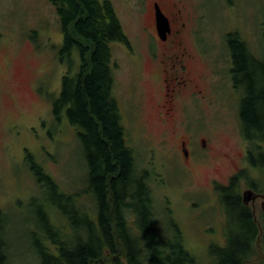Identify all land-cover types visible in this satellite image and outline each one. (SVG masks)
<instances>
[{"label":"rangeland","instance_id":"1","mask_svg":"<svg viewBox=\"0 0 264 264\" xmlns=\"http://www.w3.org/2000/svg\"><path fill=\"white\" fill-rule=\"evenodd\" d=\"M110 1L126 37L134 43L130 50L138 51L139 47L146 55L147 35L143 27L150 15L144 10L140 13V9L143 4L150 7L148 0ZM190 3L191 26L198 27L200 38L208 40L210 77L216 74L212 62L221 66L217 68L219 73L223 72L229 57L225 51V43L231 42L229 34L238 32L248 45H259L264 52V0ZM63 37L56 8L47 0H0V209L9 221L12 264H40L39 245L44 243L50 223L72 232L69 220L61 212L83 218L65 205L62 193L78 195L87 187L85 152L76 127L63 119L56 121L50 110L61 92L63 76L77 73L80 66L78 54L69 60L64 56ZM116 47L112 44L117 63L115 94L124 114L129 115L127 139L136 149L137 164L152 171L149 181L156 216L163 227L167 222L179 226L185 246L197 264H218L213 254L216 245L226 246L229 234L238 233L242 224L235 220L237 217L229 219L225 210L223 214L212 191V180L225 184L239 167H246L253 177L258 174V168L245 164L246 143L236 131L233 109L217 113V107L210 106L206 108L205 125L190 127L195 135L210 137L218 152L206 162L192 164L190 174L185 175L184 159L168 125L154 115V107L164 98L162 82L153 77L156 69L151 68L146 56L137 62V69L129 53ZM154 157L156 163L151 165ZM32 163L41 166L60 188L41 186L32 173ZM259 172L264 173L260 169ZM258 187L264 193V177L258 180ZM83 200L91 207L88 198ZM77 201L79 205L82 202ZM261 203L257 199L249 204L258 218L263 214ZM48 210H54L55 216L57 213V222L51 218L48 224Z\"/></svg>","mask_w":264,"mask_h":264},{"label":"trees","instance_id":"2","mask_svg":"<svg viewBox=\"0 0 264 264\" xmlns=\"http://www.w3.org/2000/svg\"><path fill=\"white\" fill-rule=\"evenodd\" d=\"M47 1L55 6L61 22L64 56L69 60L76 53L80 59L79 71L63 76L53 111L58 118L64 113L78 131L88 163V185L78 195L62 193L65 205L83 218L61 212L70 222L71 233L62 225L47 226L44 243L39 245L40 264H197L179 226L167 222L166 229L167 223L163 227L157 218L149 181L152 175L138 171L136 149L122 124L114 94L112 44L125 42L127 37L113 4L110 0ZM228 39L231 72L243 93L240 129L249 150L245 162L258 168V174L253 177L244 168L228 186L219 187L227 217H237L242 226L238 233L229 234L226 246L216 245L213 254L218 264H264V214L258 218L244 205L241 193L243 185L263 192L258 180L264 177L259 172L264 171V58L253 59L251 45L238 32ZM31 169L41 186L60 188L41 166L32 163ZM47 214L48 224L51 218L57 222L54 210ZM8 225L7 214L0 209V264H12Z\"/></svg>","mask_w":264,"mask_h":264},{"label":"flooded vegetation","instance_id":"3","mask_svg":"<svg viewBox=\"0 0 264 264\" xmlns=\"http://www.w3.org/2000/svg\"><path fill=\"white\" fill-rule=\"evenodd\" d=\"M147 3L150 5L149 8L146 4H143L144 7L140 9V13H143L144 10V12L148 11L147 15H150L146 26L143 27V31L147 35V39H145L147 44L144 45L146 55H143V51H139V47L138 51H131L130 48L134 43L129 38H127V41L117 42L115 45L117 46L116 49H123L129 53L133 59L131 62L137 69L140 67L137 62H141V59L147 57L151 68L156 69V73L158 72V76L154 72L153 77L162 82L164 98L162 103H158L154 107V115H157L160 123L168 125L170 136L175 139L176 147L184 159L185 167L183 169L185 175L190 174L192 164L206 162L209 156L218 152V148L214 146L210 137L195 135L190 129L192 126L205 125V118L208 116L206 108L210 106L213 108L217 107V113H224L223 111L229 110V108L233 109L231 113L237 118L238 124L237 130H235L243 138V143H246L243 146V152L246 157L249 152L248 142L242 136L240 129V104L243 99V93L240 83L233 77L231 72L229 45L225 43V51L229 57H227L224 66L222 64L223 72L219 73L217 68L221 66L212 62V69L216 74L210 77L208 40L200 38L198 27L192 28L191 26L193 17L190 12L192 11L190 9V0H148ZM158 15L166 20L165 29L160 27ZM250 52H252L253 59L264 58V52H261L259 45L252 46ZM116 65L117 63L113 57L114 75ZM115 97L118 100L116 94ZM119 107L122 115V124L126 132L127 126L129 127V125H126V123L129 124V115H125L122 107L120 105ZM53 109L52 103L50 110L56 121L62 122L63 119L70 123L64 113L58 118ZM149 117L150 119L153 118L151 115ZM253 133L254 137H256L257 130L255 129ZM153 154L156 155V152L153 151ZM155 158H153L154 161L150 162L152 165L156 163ZM245 164L247 163L245 162ZM243 169L239 167L233 175L228 177L225 184L216 179L212 180L211 187L212 191L216 193L217 202H220L219 187L228 186L230 180ZM138 171L140 173L144 171L152 175L150 169L143 170L138 168ZM243 192L244 189H242L241 193L243 194ZM258 194V199L263 201L261 195H264V193ZM222 212L224 214V208Z\"/></svg>","mask_w":264,"mask_h":264},{"label":"water","instance_id":"4","mask_svg":"<svg viewBox=\"0 0 264 264\" xmlns=\"http://www.w3.org/2000/svg\"><path fill=\"white\" fill-rule=\"evenodd\" d=\"M159 17V24H160V27H162L163 29H165L166 27V20L163 18V17H160V15H158ZM162 32V30H161ZM243 202L245 205H249L250 203H253L254 201H256L258 198H259V194L256 193L254 190L252 189H245L243 194ZM261 198H263V201L261 203V208L264 212V195H261Z\"/></svg>","mask_w":264,"mask_h":264}]
</instances>
